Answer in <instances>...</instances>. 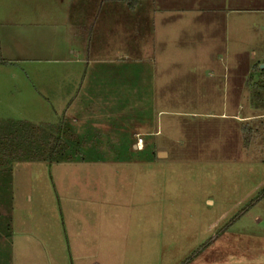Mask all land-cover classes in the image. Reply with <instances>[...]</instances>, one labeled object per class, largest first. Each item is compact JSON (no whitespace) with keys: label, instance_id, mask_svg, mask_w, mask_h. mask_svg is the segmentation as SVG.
Masks as SVG:
<instances>
[{"label":"rangeland","instance_id":"obj_1","mask_svg":"<svg viewBox=\"0 0 264 264\" xmlns=\"http://www.w3.org/2000/svg\"><path fill=\"white\" fill-rule=\"evenodd\" d=\"M84 1L89 8L96 5L95 0ZM75 2L0 0V39L10 45L14 38L31 34L43 50L38 56L59 59L21 65L36 71L34 82L41 91L25 107H20L18 94L32 93L31 85L21 77V84L8 78L18 66H0V120L6 119L0 121V136L23 131L29 149L47 157L60 130L66 152L74 160L54 165L47 160L0 162L4 164L0 165L4 169L0 210L7 224L15 215L22 233L14 250L5 246L3 260L15 264H251L255 257L261 259L264 255L258 253L255 236L264 232V109L253 106L250 92L263 63L252 64L249 58L235 61L229 51L230 70L244 64L247 73L239 110L217 106L225 96L222 88L212 95L205 88L190 91L181 84L171 86L173 91L139 93L142 75L152 69L138 58L141 46L124 49L118 39L109 44L88 12L84 38H78L72 32L78 16L71 5ZM99 3L118 7L115 13L100 14L104 20L99 23L107 25L109 17L120 23L128 0ZM244 7V28L230 27L229 48L233 51L241 44L238 51L247 53L255 50L253 25L259 15L248 12L255 7L253 1L246 0ZM231 21L233 26V15ZM68 24L72 29L67 41L60 26ZM119 33L120 29L117 38ZM76 40L89 43L71 45L80 49L78 58L83 61L74 65L61 61L66 45ZM105 49H109L106 54ZM122 51L131 53V58L120 55ZM174 64L176 70L183 68L181 72L190 70L184 67L190 62ZM77 80L83 82L76 91ZM96 85L111 91L96 93ZM156 96L161 100L157 107ZM210 96L216 97L214 108L207 104ZM67 97L85 108L61 111ZM99 99L112 100L114 108H100L101 115L95 116ZM222 112H238L241 119L221 117ZM27 115L36 121L34 127L7 119ZM136 117H146L151 125L158 122L164 129L155 140L136 135L143 139L141 152L133 149L135 139L128 132L118 133L120 140L115 139L116 132H108L109 121L115 127L124 118L130 122ZM153 150L169 155L157 156Z\"/></svg>","mask_w":264,"mask_h":264},{"label":"crops","instance_id":"obj_2","mask_svg":"<svg viewBox=\"0 0 264 264\" xmlns=\"http://www.w3.org/2000/svg\"><path fill=\"white\" fill-rule=\"evenodd\" d=\"M95 1L96 5L91 8L86 6L84 0H76L75 3L71 4L74 6L73 13L78 14V16L75 17L76 20L73 19L74 23L72 26V32L76 31L75 35H77L78 38H84V33L82 32L83 20L84 14L88 12L89 14L92 13L91 19L94 26L96 28L97 26L100 27L102 35L108 38L109 44L110 42L113 44V39H118V42L126 46L124 49L130 50L128 46L131 45L141 46V48L139 47L140 51L138 54L142 53V55L138 56V58L146 62L149 68L152 69H150V72L148 71V74L142 75V82L139 86V90H137L139 93L162 92L165 90L166 92L170 90L173 91V87L181 84L189 86L190 91L205 88L206 92H209L212 95L220 92V88H222L225 96L223 99L216 102L217 106L225 108L226 110L228 108L239 110L240 106H242L247 73L244 70V64L239 67V64L237 63L236 67L230 70L228 62L232 59L230 58L231 55L229 51L234 53L235 57L233 59H235V61L244 62L249 58L252 64L253 61H258V64L264 63V0H249L255 3V7L248 12H253V14H258L259 16H257V21L253 25V29L257 32V35L254 38L255 43L253 44V49L255 50H250L247 53H245L244 49L238 51L241 44H238L236 50L231 51L229 48L230 27H232V29L235 28L236 31L244 28V17L242 14L245 12L244 5L246 0H128V3L125 4L123 8L124 17L119 21L120 23H117L118 21H116L115 18L109 17L108 20H110V24L107 25L103 22L104 25L99 23L104 20L100 14L115 13L117 12L118 7L115 4H112L115 6H106L107 4L102 5L99 3L102 0ZM232 15L235 17L236 23L233 26H230L232 23ZM64 23H66V21H64ZM72 27L69 24L65 27L60 26L61 29L65 28L63 35L66 37L67 41L70 34V30L68 32V29H72ZM118 29L121 30V33H119L117 38L116 33ZM40 38L45 40L44 35H39V39ZM14 39L10 45L0 39V66L3 64L18 66L19 69L10 72L8 78H10V80L17 78L18 80L16 82L21 84L19 81L21 77L23 81L25 80L31 85L32 93L29 91L28 93H25V96L24 94L20 95L18 90V96L19 99H21L20 107H25L26 105H24V103L29 104L31 100H34L36 93L41 94V91H38V87L36 88L34 82V78L37 76L36 71L32 69H23L21 65L32 64L33 62L41 60L46 62L57 61L59 59H53L51 55L47 57L38 56V52L43 50L37 45V41L33 43L31 34H29L28 37L24 34L23 38L18 37V39ZM237 39L238 35L236 41ZM188 41L189 44H187ZM44 44L46 45L48 43L44 42ZM86 44L89 43L84 40L81 42H77V40L76 42L69 41L65 49L66 54L60 57L62 58L61 61L73 65L76 62L81 61V59L78 58L80 55V49H71V45L80 46ZM187 46H191V48ZM45 48L46 47H44V49ZM139 49H137V51ZM108 50L109 49H105L103 53L106 54ZM114 54H116V52H114ZM119 54H122L127 59L131 58V53H128L127 51H122V53L120 52ZM257 56L259 57L257 58ZM184 61L190 62V64L184 65L187 70L190 69L188 72H181V69L183 68H177L178 70L174 68V62ZM201 76H203V78L207 77L209 80L204 81V83L200 78ZM84 77L85 74L83 76V81H85ZM83 81L79 82V80H77L76 84L78 86H75L74 90H80ZM98 86L99 85L93 87L96 90V93H110L111 91V88L101 89ZM125 88L126 87H124L123 90L124 94L127 92V89ZM22 92L25 91L22 90ZM116 98L117 97H115V100ZM215 98L216 97L214 96H210V101H207V104L209 103L208 105L211 108L216 106L213 100ZM109 101L110 103H108ZM109 101L99 99L98 104L94 108L96 109L94 115H101V111L98 113V110H102L100 108H114L113 106L115 105V102L110 99ZM160 102L161 100H159L158 97L155 98V107H157ZM73 108L79 110L80 108L83 109L85 107L83 105L80 106L77 103L73 104L72 100H69L68 97L63 100L61 111H69ZM161 112L162 111H159V113ZM219 116L232 117L234 120L241 119L238 112L232 114L222 112ZM31 118L30 115H27L23 118L17 117L16 119H7L12 121H26L30 125H36V121ZM125 120L126 119L124 118V121L122 120L123 122L120 121L115 124V127H112V123L109 121L108 132H111V130L112 132H116V140H120L118 138V133H120L121 136H125L128 132V134L134 136L135 139V142L132 144L133 149L139 152L143 150H138L136 148V135H150L151 137H154L153 140H155V137L163 134V126L158 122L157 124L151 125L146 117L144 119L136 117V119H131L130 122ZM40 122L43 123L44 121ZM132 138L130 137L129 140ZM122 139L126 138L123 137ZM153 153H157V156L164 154L169 155L168 151L161 152L158 150L157 152H154L153 150ZM54 164L59 163H52V165ZM2 170L4 169L0 168V172ZM13 192V199L15 200L16 193L14 186ZM14 200L13 202H15ZM14 216L15 215H12L13 219L10 224H7V222H4L6 220L5 214L0 210V264H15L14 260L13 262L7 263L2 258V254L5 253V246L10 248V252L14 250L17 245L18 235L22 234L18 229V219ZM258 222H262V219H259ZM4 225H6V228ZM28 235L29 237H34L31 234ZM255 237H257L255 246L258 248V253L264 255V232H259ZM14 256L15 255L12 254L13 258ZM253 260L255 263L252 262L251 264H264V256H262L261 259L255 257Z\"/></svg>","mask_w":264,"mask_h":264},{"label":"trees","instance_id":"obj_3","mask_svg":"<svg viewBox=\"0 0 264 264\" xmlns=\"http://www.w3.org/2000/svg\"><path fill=\"white\" fill-rule=\"evenodd\" d=\"M250 100L255 108L264 109V69L258 72V79L250 92ZM31 126L34 127V125ZM64 137L65 136H63L59 130L58 134L55 136L54 144L48 147V156L46 157L40 156L35 151L30 150L31 148L28 146V143L26 144L24 142L26 136L23 134V131H18L15 136L12 134H8L4 137L0 136V148L4 149L0 152V162L42 160H47L51 163L72 162L74 160L66 152L67 144L64 142V140H66ZM43 145L45 146L44 143Z\"/></svg>","mask_w":264,"mask_h":264},{"label":"built area","instance_id":"obj_4","mask_svg":"<svg viewBox=\"0 0 264 264\" xmlns=\"http://www.w3.org/2000/svg\"><path fill=\"white\" fill-rule=\"evenodd\" d=\"M136 147L139 150H142L143 149V139L141 137H138L137 142H136Z\"/></svg>","mask_w":264,"mask_h":264},{"label":"water","instance_id":"obj_5","mask_svg":"<svg viewBox=\"0 0 264 264\" xmlns=\"http://www.w3.org/2000/svg\"><path fill=\"white\" fill-rule=\"evenodd\" d=\"M261 68H264V63H263V64H261Z\"/></svg>","mask_w":264,"mask_h":264}]
</instances>
